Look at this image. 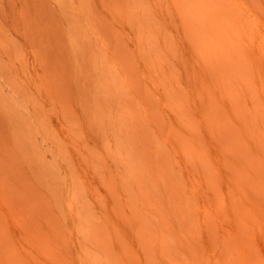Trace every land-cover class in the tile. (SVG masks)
I'll use <instances>...</instances> for the list:
<instances>
[{"label": "rangeland", "instance_id": "1", "mask_svg": "<svg viewBox=\"0 0 264 264\" xmlns=\"http://www.w3.org/2000/svg\"><path fill=\"white\" fill-rule=\"evenodd\" d=\"M212 7L0 0V264H264V86L252 68L223 86L242 43ZM188 48L222 100L186 82ZM197 145L236 152L242 217L202 186Z\"/></svg>", "mask_w": 264, "mask_h": 264}, {"label": "bare ground", "instance_id": "2", "mask_svg": "<svg viewBox=\"0 0 264 264\" xmlns=\"http://www.w3.org/2000/svg\"><path fill=\"white\" fill-rule=\"evenodd\" d=\"M210 1L213 2L217 9L214 10V6L211 8L212 12L217 18V22L221 21L220 19L222 16L225 17L228 24L227 26L232 28V36L242 43V53L240 55V60L237 63H234L235 67L231 68L233 71L230 72L227 70L225 73L219 69L217 70L223 79V86L229 85L230 89L233 88V93L238 92L240 89H242V75H244L242 70H250L251 68L254 69V71L257 70V72L261 74L262 81L260 83L263 82V84L259 83V88L264 86V14L258 12L255 5L250 0ZM241 11L245 13V16L241 17ZM188 50L190 51L189 55L192 56L195 61L190 59L188 71L185 75L186 82H189V80L194 82L198 81V83L201 82L204 84V87H209L210 93H212L219 100H222L220 93L221 86L215 83L214 73L207 75L201 69V60L195 58V54H193L192 49L188 48ZM204 87L203 90L205 89ZM233 100H236V104L234 106L231 104H226V108L230 119L235 123L237 130L235 127H233V129L236 133L242 131V115L240 114V108H242V99H237L236 97ZM254 112L255 111L253 110V113ZM177 122L180 123L179 121ZM179 127L181 132L185 131L182 126L179 125ZM157 137L161 141L162 137ZM201 147L197 145L196 151H194V158L198 160L200 166L199 177L202 181V186L205 189L212 187L211 185H217L219 188H221L222 191L216 192V196L226 200L228 204V207L226 208L230 212L239 214L238 216L242 217V167L236 156V152L229 150L228 148H218L219 145H217L214 150L209 151L208 155L202 149L205 147ZM206 148L209 150V144L206 145ZM207 155L208 159H206ZM178 170L179 169H177V171ZM150 171L152 176L160 174L161 166L157 160H154ZM179 175L182 176L183 183L185 184V195L188 194V198H192L195 189L198 187L186 183V178L183 176V171L180 170ZM186 177L192 178L188 171L186 172ZM205 179L208 181H205ZM157 183L161 187V192L164 194V197H166V194L169 193L166 182L161 176H158ZM166 204L170 208L174 206V201L171 194L166 199ZM240 224H242L241 220L238 223H234L233 226L239 227ZM175 230H177V227H175ZM173 237L178 244L182 243V239L179 235L172 236L171 238ZM186 256V258H191L188 253H186ZM252 256L255 257L256 255L252 254ZM253 258L251 257L250 250V254L248 255L246 262H249L251 259L253 260Z\"/></svg>", "mask_w": 264, "mask_h": 264}]
</instances>
